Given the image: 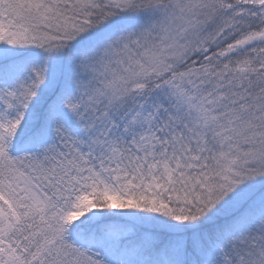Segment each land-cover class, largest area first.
<instances>
[{
    "label": "snow or ice",
    "instance_id": "6c2138e0",
    "mask_svg": "<svg viewBox=\"0 0 264 264\" xmlns=\"http://www.w3.org/2000/svg\"><path fill=\"white\" fill-rule=\"evenodd\" d=\"M0 264H264V0H0Z\"/></svg>",
    "mask_w": 264,
    "mask_h": 264
}]
</instances>
